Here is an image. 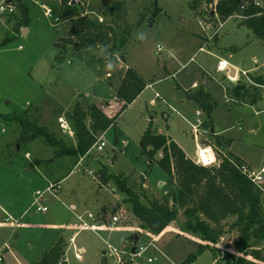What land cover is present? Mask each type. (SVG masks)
I'll return each instance as SVG.
<instances>
[{
  "label": "rangeland",
  "instance_id": "374dc122",
  "mask_svg": "<svg viewBox=\"0 0 264 264\" xmlns=\"http://www.w3.org/2000/svg\"><path fill=\"white\" fill-rule=\"evenodd\" d=\"M217 1L213 0L211 4L202 1L193 9L192 0H83V15L112 26L115 34L112 32V41L107 45L98 44L79 52L74 51L73 44L64 47L62 39L68 36L72 22L57 19L62 9L61 0H30L32 5L28 14L27 33L15 27L22 17L19 9L13 16L0 15V113L8 117L6 119L0 115V137L6 136L2 131L6 128L8 138L4 140L11 141L7 152L15 155L19 151L22 154L28 151L32 163L37 161L38 168L43 173L51 172L54 180L60 179L78 165L80 168L85 166L96 175H100L101 169L107 167L109 174L125 177L135 191L141 195L145 193L143 203H147V198L153 200L163 197H169L172 203L173 195H178L176 180L168 176L156 161L152 162L143 155L140 140L151 124L158 133L172 135L193 154L200 136L209 134L202 125L197 141L193 125L198 123L197 118L202 122L204 119L198 117L196 105L185 98L183 89H177V83L190 86L196 78L199 80L202 77L203 64L216 71L219 60H232L230 55L251 72L253 78L264 77V41L244 25L245 18L242 15L251 9L252 3L264 13V0H240L245 8L225 22H221L215 14ZM41 3L52 9L51 18L45 16ZM140 33H143L142 37ZM113 37H116L115 41ZM201 41L203 50H199L200 45H203ZM114 43L118 50L117 54L112 55ZM158 46L162 48L158 50ZM109 62L113 63L112 69L107 67ZM121 62L135 69L146 82H154V89H145L118 117L113 127L97 136H104L106 146L102 151L93 145L85 156L72 157L61 152L62 146L50 143L43 137L21 145V125L9 119L24 111H28V119L48 129L67 147L75 146L77 142L67 115L78 103L84 108L92 103L98 104L109 116L118 113L124 103L116 98L118 89H115L112 81L123 76ZM174 72L178 73L175 77L172 76ZM110 74L112 77L108 76ZM241 76L237 81L225 76L224 86L231 91L242 79L249 87L260 89L261 100L250 105L255 95L251 94V89L249 99L234 101L235 98L230 95L231 103L224 104V88L215 86L214 93L220 103L215 111L214 127L225 130V135L232 139L229 147L231 152L243 156L247 165L259 170L264 154V87L252 84L244 73ZM156 91L160 94L158 99L155 97ZM152 99L157 100L152 104ZM166 102L173 105L178 113L168 108ZM233 103L236 105L232 109L227 108L226 105ZM56 153L62 154L59 156ZM161 156L159 154L157 158ZM16 163L14 168L8 165L3 169L0 167V175L11 176L12 179L15 174L36 175L28 171V166L20 169V162ZM9 183L8 188L12 189L14 181ZM110 183L117 188L114 181ZM114 190H106L109 199L118 203L124 201L126 195L118 188ZM103 197L106 198L105 193ZM85 199L93 205L97 202L93 195ZM122 204L125 205L124 202ZM67 205L66 201L61 200L51 206L45 205V213H32L39 220L58 214L60 217L54 219L62 224L71 215L72 209H68ZM121 206L118 208L122 214L121 222L112 231L86 228L78 233L74 245L80 250L83 259H77L74 250L69 248L66 253L69 264H102V249L106 247L104 240L118 246L120 239L122 241L127 235L135 233L132 227L136 229L138 226L137 218L130 205H125L124 208H127L123 210ZM184 211L185 207H179L177 222L171 223L160 235L141 232L138 244L149 245L144 259L149 256L158 259L153 263L135 261V264H181L190 253L197 250L198 245L208 244L199 236L182 230L181 226L187 220ZM235 220V217H231L222 222V238L217 244L209 245L221 252L236 253L238 232L231 228ZM117 228H125L126 234L117 231ZM110 233L111 237L108 236ZM4 236L0 237V243ZM66 242L69 243L68 239ZM256 248L264 256V241ZM217 257L220 258L219 254L207 249L194 264H217ZM108 261L112 263L111 258Z\"/></svg>",
  "mask_w": 264,
  "mask_h": 264
},
{
  "label": "trees",
  "instance_id": "16d2710c",
  "mask_svg": "<svg viewBox=\"0 0 264 264\" xmlns=\"http://www.w3.org/2000/svg\"><path fill=\"white\" fill-rule=\"evenodd\" d=\"M16 1L22 17L15 27L20 30L22 26L28 25V14L32 3L30 4V0ZM61 1L62 9L58 12L57 19L72 22L68 36L62 39L64 47L73 44L74 51L79 52L81 49L95 47L98 44L107 45L109 41H112V32L115 34L113 27L83 15L81 5L83 0H79L80 4H71V0ZM202 1L206 4L213 2V0H192L193 9ZM241 6L240 0H218L215 14L221 22H225L239 14ZM250 8L242 13L245 18L243 23L255 36L264 41V13H261L253 3ZM113 40L115 41L116 37H113ZM117 50L114 43L111 54H117ZM125 79V83L117 91L118 97L125 103L113 117L108 116L100 106L94 103L87 108L78 103L68 113V121L71 123L77 141L75 146L67 147L48 129L40 126L35 120L28 119V111L9 119L21 125L19 138L21 145L43 137L50 143L62 146L63 154L77 158L85 156L97 142V136L113 127L122 112L146 87L145 80L132 68L127 70ZM253 81L256 86H264V77L254 78ZM127 84L131 88L124 93ZM233 90L235 95L243 100L250 98L251 91V94L256 95L252 98V103L255 102L253 100L260 98V89L249 87L241 82ZM188 97L195 100L205 113L206 120L202 122V125L213 138V141L208 144L220 157L218 165L207 166L193 161L174 140L156 132L150 124L140 140L142 153L150 161H156L168 176L176 180L179 189L178 195L172 197L173 202L171 203L169 197H163L153 200L147 198V203H143L142 197L146 199V194L141 195L135 191L125 177L109 174L107 167L101 169L100 181L103 184L114 181L118 190L126 195L123 202L130 205L140 228L153 235L161 234L171 223L177 222L179 207H185L184 214L187 220L181 226L182 230L199 236L208 244L198 245L197 250L190 253L181 264H194L207 249L219 254L220 258L215 259L217 264H262L257 260L264 262V256L260 250L254 248L264 241L263 187L261 184L252 182L243 173L241 170L243 163L239 158L219 153L217 146L226 148L231 141L211 132L214 127L212 113L217 106L211 94L202 88L196 93H189ZM87 120H89L88 123ZM62 153H56V155L60 156ZM159 154L162 156L158 159ZM231 217L236 218L231 228L238 232L235 241L236 253L221 252L220 249L209 244H217L220 241L224 234L222 222ZM137 234L140 239L141 233L137 232ZM131 240L134 241L135 238L132 236ZM62 249V241H59L45 252L36 264H59L62 260Z\"/></svg>",
  "mask_w": 264,
  "mask_h": 264
},
{
  "label": "crops",
  "instance_id": "0c3cea01",
  "mask_svg": "<svg viewBox=\"0 0 264 264\" xmlns=\"http://www.w3.org/2000/svg\"><path fill=\"white\" fill-rule=\"evenodd\" d=\"M13 15H10V16H13ZM26 28L27 26L21 27V29H26ZM203 47H204V44L200 45L199 50H203ZM230 57L232 60H228L226 58H221L220 60L227 61L230 69L231 67H234L237 69L238 77L236 80H232L229 77L231 72H228L227 70L225 71L220 70L218 68V64L216 66V71L211 70L210 67L203 64L202 65L203 67L201 68L202 77H200L199 80L196 78L190 86H188L189 84H185V83L183 84L177 83V89H183L185 91L184 92L185 98H187L189 101H192L196 105L198 112L201 113L200 115H198V112H197V115L198 117H203L204 119V120L202 119L203 121L206 120L205 113L198 106L195 100L188 97V94L190 93L188 91L194 90L191 93H196L197 91L204 88L205 91L211 94L212 98L217 103V106L212 113V118H213V123H214L215 111L218 108L219 103H220L219 98L216 96V93H214L215 86L218 85V86H221L222 89L224 88V104L229 103L231 101L232 98H229L230 95L231 97L233 96L235 98L234 101H236V99H241L235 95L236 93L233 90L236 88V86L232 88L231 91L230 89L227 90V87L224 86L223 82H225L226 80V79L224 80L225 76L232 81H237L238 78L244 73L247 76L246 79L249 78L252 84H255L253 81L254 79L253 76H250V74L252 73L244 69L242 66H240V64L236 62L234 58H232L231 55ZM124 67L126 68L125 70H123V76L119 77L118 80L116 79L112 81L113 82L112 84H114V86L116 87V88L114 87L115 89H120L122 84L125 83L126 71L128 70V68H132L127 63H126V66ZM240 72L242 74H240ZM177 74L178 73L174 72L172 73V76L175 77ZM242 81H243V84L246 83L242 79L239 80V82L241 83ZM200 84H202V86H200ZM153 86H154V82H151V81L146 82L145 89L147 88L154 89ZM157 94L159 97L160 94L156 91L155 97L158 99ZM116 98L122 100L123 101L122 103H125V101L122 98L118 97V94ZM261 98H262V95L260 96V98L253 100L255 102L253 103L250 102V105L257 104L258 103L257 101H260ZM154 99H152L151 101L152 104L155 103V101L157 100V99L156 100ZM165 104H167L168 108H170L172 111H176V108L170 103L166 102ZM246 104H243V105H246ZM235 105L236 104L233 103V104H230L229 106L228 105L226 106L227 108L232 109ZM238 105H241V104H238ZM176 112L178 113V111ZM165 113L166 112L163 113L164 116H165ZM0 115H5V114L0 113ZM110 117H113V116H110ZM197 121L200 122L198 118H197ZM2 131L5 132L6 136L0 137V167L3 169L6 165H8V167L14 168L16 167V164H17L16 162H20V165H18L20 169L22 167L25 168L28 166V171L31 173L33 171L34 173H36V175L31 176V174L30 175L29 174H24V175L15 174L13 176V179L11 178V176L0 175V237L5 235L4 236L5 238H2V242L0 243V247L4 248V252H3L4 256H3L2 261H0V264H36L41 259L43 254L47 252L48 250H50L59 241H62V244H63L62 260L59 264H69L68 258L66 257L67 249L69 248L74 250L75 256L76 254L80 256V257L76 256L77 259L82 260L83 256L80 250L74 245L76 243V240H77L76 236L78 235V233L81 230L86 229V228H90L92 230L94 229L103 230L105 232L112 231L114 227H116L118 223L121 222L122 214L119 213V210H118L119 205L120 204L122 205L121 209L123 210L124 206L127 204L123 205L122 204L123 201L121 203L112 202L109 199V196L106 190L112 189V192H113L115 191L114 189H117V188L113 187L110 182L107 184H103L100 181L99 175H96L93 171H91L90 169H87L85 166H84L85 168L84 167L80 168V166L78 165L75 168H73L70 172L62 176L60 179L54 180L51 172L43 173L38 168L37 161L32 163V160L30 159L28 155L29 153L28 151H26V154H22L20 151L18 152V154H15V155L9 154L7 152L8 151L7 149L9 145L11 144V141L5 142V140H7L8 138L7 129L3 128ZM205 132L207 131L205 130ZM211 132L215 133V135L225 137L227 140H230L232 143V139H230V137L228 138L225 135L226 134L225 130H219L216 127H213ZM160 134H163V133H160ZM166 136L174 140L183 149L187 157H189L190 159H192L193 161L197 163L199 162L198 161L199 157L201 158V163L207 166L215 165L217 162V159H220L219 155L214 152L212 146L208 144V143H211V141H213V138L209 134L204 135L203 133L200 136V141H198V139L196 138L198 143L196 144V150L193 154H190L185 149V146H183L181 143L175 140V138L172 135L169 134ZM231 143L226 148L217 146L219 153H224V154L237 157L242 161L243 164L247 165L243 156H238L237 154H234L233 152L229 150ZM17 146L19 148V145ZM201 148L205 150L203 151ZM220 149L222 150L221 152H220ZM263 158H264V154L262 157V161H263ZM212 159H214L213 162H211ZM13 181H14L13 188L9 189L8 188V186L10 185L9 182H13ZM50 183H60V186H61L60 190L55 194L48 192L47 188L50 185ZM262 187L264 190V182H263ZM39 191L44 192L43 201H44V205L46 206L48 205L51 206V204H55V203L57 204L61 200L66 201L68 203L67 208L72 209V211H71V215L67 219V222L61 224V223H58V221H55L54 218L60 217L58 214L50 216L51 218L46 217L45 219L39 220L38 216L32 213L33 211H35V213L38 212L36 211V207L33 206V203ZM104 193L106 194L105 199L103 197ZM91 195L97 198V202L94 205L93 203L91 204L90 202H88V200L85 199L86 197L91 196ZM90 207H92L94 211L96 210V212H94ZM126 208L127 207H125L124 209ZM43 212L45 213V211ZM31 213L33 216L30 215ZM114 215L119 216V221L116 223H114L112 219ZM28 216L31 218H29ZM139 226L140 224L138 222V226L135 227L136 229L132 227V230H134L135 233L127 235L124 239H122V241L120 239V244L118 246L113 245L108 240H104L106 247L105 248L103 247L102 249L103 256H102L101 263L109 264L108 258H111L112 263L110 264H114L115 259L108 256V251H107L108 244L116 247L120 251L130 250L132 236L135 238L134 240L135 243L138 244L140 239H139L137 232H140V233L142 232L144 234L149 233L147 230H143V229L141 230ZM124 229L125 228L123 229L117 228L116 230L119 232L123 231L126 234V231ZM111 235H112L111 233L108 234L109 237H111ZM66 239H68L69 243L66 242ZM115 239L116 241H118L117 238ZM34 242L36 243V245L32 246ZM6 246L7 248H5ZM128 262H130V264L136 263V262H131V261H128ZM257 262L264 264V262H260L258 260Z\"/></svg>",
  "mask_w": 264,
  "mask_h": 264
},
{
  "label": "built area",
  "instance_id": "2783aa9c",
  "mask_svg": "<svg viewBox=\"0 0 264 264\" xmlns=\"http://www.w3.org/2000/svg\"><path fill=\"white\" fill-rule=\"evenodd\" d=\"M258 5V4H257ZM41 7L44 9L45 16L47 18L52 17V9L48 7V5H45L41 3ZM241 8H245L244 5L242 4ZM18 7H17V1L16 0H0V15H13L16 13ZM162 47L158 46V50H160ZM223 60H220L218 64V68L221 70L222 65H223ZM120 68H122V71L125 70L126 67L124 65L120 64ZM225 70L228 72L231 71L230 67L228 64H225ZM224 70V71H225ZM127 72V71H126ZM109 77H112V75H108ZM231 78V76H229ZM158 96V94H157ZM201 113L198 112V115ZM201 121L198 122L196 125H193V132L194 135H196L200 132L201 128ZM106 146L104 136L101 135L97 138V142L94 144V148H96L98 151H102ZM199 154V152H198ZM199 162H201V158L199 157L198 159ZM241 170L243 171L244 174L247 175V177L254 182L257 185H260L261 183L264 182V158L262 161L261 168L259 170H254L248 165L243 164L241 166ZM61 186L60 183H50V185L47 188V191L50 193H57L60 190ZM44 192H38L37 197L34 200L33 206L36 207V211L38 212H43L47 210V207L44 205ZM113 222L116 223L119 221V216L114 215L113 216ZM154 247H156L154 244H152ZM7 248V246L5 247ZM107 251H108V256L112 257L115 259L114 264H127L128 261L135 262H147V263H153L158 259V257L154 256H149L146 259H144V253L149 249V245H142V244H136L135 241L131 242V249L130 250H118L116 247L108 244L107 246ZM3 252L4 248L0 247V261L3 259ZM77 257H80L78 254H76Z\"/></svg>",
  "mask_w": 264,
  "mask_h": 264
},
{
  "label": "water",
  "instance_id": "95a60500",
  "mask_svg": "<svg viewBox=\"0 0 264 264\" xmlns=\"http://www.w3.org/2000/svg\"><path fill=\"white\" fill-rule=\"evenodd\" d=\"M71 4H80V1L79 0H71ZM23 30H24V33H27V29H23ZM230 72H231L230 76H234V75H236L237 70H236V68L231 67V71ZM130 88L131 87H129V85L127 84L125 86L124 93H127Z\"/></svg>",
  "mask_w": 264,
  "mask_h": 264
},
{
  "label": "bare ground",
  "instance_id": "6f19581e",
  "mask_svg": "<svg viewBox=\"0 0 264 264\" xmlns=\"http://www.w3.org/2000/svg\"><path fill=\"white\" fill-rule=\"evenodd\" d=\"M225 64H228V62H227V61H224V62H223V65H222V68H221L222 71H224V70L226 69V68H225ZM236 70H237V69H236ZM237 77H238V76H237V72H236V75L231 76V79H232V80H236Z\"/></svg>",
  "mask_w": 264,
  "mask_h": 264
},
{
  "label": "clouds",
  "instance_id": "9594fccd",
  "mask_svg": "<svg viewBox=\"0 0 264 264\" xmlns=\"http://www.w3.org/2000/svg\"><path fill=\"white\" fill-rule=\"evenodd\" d=\"M141 37L143 36V33H140L139 34ZM117 59H118V57H117ZM107 67L109 68V69H112L114 66H113V63L112 62H109L108 64H107Z\"/></svg>",
  "mask_w": 264,
  "mask_h": 264
}]
</instances>
